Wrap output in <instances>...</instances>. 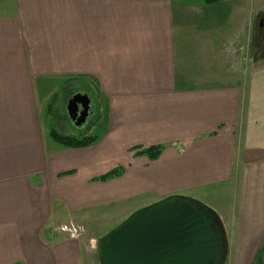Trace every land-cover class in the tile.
<instances>
[{
    "label": "crops",
    "instance_id": "obj_1",
    "mask_svg": "<svg viewBox=\"0 0 264 264\" xmlns=\"http://www.w3.org/2000/svg\"><path fill=\"white\" fill-rule=\"evenodd\" d=\"M0 9V264H100L99 237L174 194L216 205L226 264L260 262L264 0H2ZM66 84L102 105L90 146L51 137ZM152 145L163 146L159 158L137 154ZM72 224L77 233L63 228Z\"/></svg>",
    "mask_w": 264,
    "mask_h": 264
},
{
    "label": "water",
    "instance_id": "obj_2",
    "mask_svg": "<svg viewBox=\"0 0 264 264\" xmlns=\"http://www.w3.org/2000/svg\"><path fill=\"white\" fill-rule=\"evenodd\" d=\"M79 96L90 103L88 95ZM77 97L69 101V112ZM96 255L100 264H226L230 238L215 209L174 194L135 210L99 237Z\"/></svg>",
    "mask_w": 264,
    "mask_h": 264
},
{
    "label": "rangeland",
    "instance_id": "obj_3",
    "mask_svg": "<svg viewBox=\"0 0 264 264\" xmlns=\"http://www.w3.org/2000/svg\"><path fill=\"white\" fill-rule=\"evenodd\" d=\"M2 0H0L1 3ZM15 0H6V2H8L9 4L14 3ZM0 10H4V9H0ZM263 17H264V11H263ZM262 32H263V38H264V27L262 28ZM262 46L260 45L258 48L261 51L260 54L264 60V42L261 43ZM264 64V61L263 63ZM79 81V80H76ZM79 89L82 90L81 86H79L78 88L75 86H70L68 84H66V87H63L62 90L56 95L54 101V108L52 111V115L51 118L53 119V121L57 122L60 119H63L64 122L62 124H59V132L67 134L69 136H75L77 138H82V137H86V136H96V137H100L102 136V118H101V103L100 101L95 97L93 91H90L89 89L87 90V92L90 93V96L93 97V105L95 108V112L94 114L87 118L86 122L82 125H76L74 124L72 121L69 120L67 111L65 110V106H66V99L68 98L69 95H71L72 92L78 91ZM83 93V92H82ZM64 101V105L63 108H61V104L62 101ZM61 108V109H60ZM60 122V121H59ZM49 140H52L50 136H48ZM53 141V140H52ZM200 201H202L203 203H205L206 205L209 204V201L207 200H203V199H198ZM208 206H210L211 208L216 209V205H211L209 204ZM107 214V213H105ZM105 214H103L104 216H106ZM105 221H109V220H104ZM228 226H230L229 223H227ZM264 250V249H263ZM264 251L261 252V254L259 255V258L263 257ZM258 264V263H257Z\"/></svg>",
    "mask_w": 264,
    "mask_h": 264
},
{
    "label": "trees",
    "instance_id": "obj_4",
    "mask_svg": "<svg viewBox=\"0 0 264 264\" xmlns=\"http://www.w3.org/2000/svg\"><path fill=\"white\" fill-rule=\"evenodd\" d=\"M208 4H214L217 3L219 0H204ZM51 137L54 141L60 143L61 145H64L66 147H72V148H78V147H86L93 144L97 138L95 136H86L82 138H77L75 136H69L67 134L59 132L56 127L52 126L51 129ZM163 146L161 145H152L150 147H146L143 149H140L137 154L145 155L150 159H157L162 154ZM124 171V168L122 166L116 167L112 169L111 171L103 174L101 177L98 178V180L105 181L110 178L119 176Z\"/></svg>",
    "mask_w": 264,
    "mask_h": 264
},
{
    "label": "flooded vegetation",
    "instance_id": "obj_5",
    "mask_svg": "<svg viewBox=\"0 0 264 264\" xmlns=\"http://www.w3.org/2000/svg\"><path fill=\"white\" fill-rule=\"evenodd\" d=\"M258 26L261 29V31H260V41H261V43H263L264 42V38H263V35H262L263 34L262 28L264 27V17H262V19L258 22ZM261 46H262V44H261ZM79 94H86V93H84V92L81 93L80 91L72 92L71 95H69L68 98L66 99V107H65V110L67 111L69 120L72 121L76 125H77L78 122L83 120L84 117L87 120V118L91 117L94 114V112H95V108H94V105H93L92 98L89 97L91 101H90V103H87V100L84 99V98H81L79 96ZM86 95H88V94H86ZM88 96H90V95H88ZM76 97L79 98V100H78L79 103H77V106H73L72 109L69 112V109H68L69 101L72 98H76ZM258 264H264V254H263V257L261 258V260H260V262Z\"/></svg>",
    "mask_w": 264,
    "mask_h": 264
},
{
    "label": "built area",
    "instance_id": "obj_6",
    "mask_svg": "<svg viewBox=\"0 0 264 264\" xmlns=\"http://www.w3.org/2000/svg\"><path fill=\"white\" fill-rule=\"evenodd\" d=\"M65 230L67 231H71V232H74V233H77L78 232V228L75 226V225H69V226H64L63 227Z\"/></svg>",
    "mask_w": 264,
    "mask_h": 264
}]
</instances>
